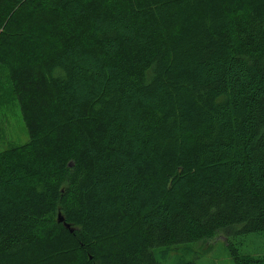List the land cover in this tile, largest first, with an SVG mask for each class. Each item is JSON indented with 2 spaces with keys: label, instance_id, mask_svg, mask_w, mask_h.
<instances>
[{
  "label": "trees",
  "instance_id": "trees-1",
  "mask_svg": "<svg viewBox=\"0 0 264 264\" xmlns=\"http://www.w3.org/2000/svg\"><path fill=\"white\" fill-rule=\"evenodd\" d=\"M0 67V264H264V0H0Z\"/></svg>",
  "mask_w": 264,
  "mask_h": 264
},
{
  "label": "rangeland",
  "instance_id": "rangeland-1",
  "mask_svg": "<svg viewBox=\"0 0 264 264\" xmlns=\"http://www.w3.org/2000/svg\"><path fill=\"white\" fill-rule=\"evenodd\" d=\"M9 86L6 72L0 67V151L10 146L24 144L28 140L19 105L10 94ZM3 90L6 91L2 94L4 97L1 96ZM188 247L185 250L188 253L185 257L195 260L198 264H229L230 262L226 256V242L223 234L191 243ZM178 255H182L180 250Z\"/></svg>",
  "mask_w": 264,
  "mask_h": 264
},
{
  "label": "water",
  "instance_id": "water-1",
  "mask_svg": "<svg viewBox=\"0 0 264 264\" xmlns=\"http://www.w3.org/2000/svg\"><path fill=\"white\" fill-rule=\"evenodd\" d=\"M59 220H61V218L59 217ZM67 226V225H66ZM68 227V226H67Z\"/></svg>",
  "mask_w": 264,
  "mask_h": 264
}]
</instances>
